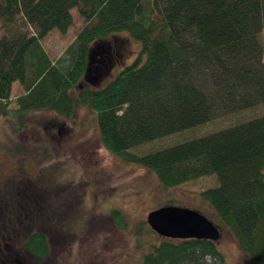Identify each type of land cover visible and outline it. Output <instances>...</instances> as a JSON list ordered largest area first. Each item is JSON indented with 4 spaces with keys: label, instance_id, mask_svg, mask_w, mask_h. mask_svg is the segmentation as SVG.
Wrapping results in <instances>:
<instances>
[{
    "label": "trees",
    "instance_id": "1",
    "mask_svg": "<svg viewBox=\"0 0 264 264\" xmlns=\"http://www.w3.org/2000/svg\"><path fill=\"white\" fill-rule=\"evenodd\" d=\"M72 9L84 26L52 60L41 40L52 31L65 34ZM17 18L26 30L0 38V118L39 112L72 122L84 108L95 117L103 147L146 168L163 189L215 177L216 186L201 198L241 252L264 261V114L158 152H129L264 105V0H0L1 21L10 25ZM119 32L139 44L135 59L100 88L83 87L91 45ZM14 83L22 93L12 107ZM0 185V264L20 263L9 247L18 238L21 256L43 264L50 247L45 233L30 228L38 210L24 192L31 184L19 194L16 183ZM219 262L216 244L197 239L163 238L141 259Z\"/></svg>",
    "mask_w": 264,
    "mask_h": 264
},
{
    "label": "rangeland",
    "instance_id": "2",
    "mask_svg": "<svg viewBox=\"0 0 264 264\" xmlns=\"http://www.w3.org/2000/svg\"><path fill=\"white\" fill-rule=\"evenodd\" d=\"M71 15L73 22L65 34L52 31L41 40L52 60L84 26L75 9ZM19 28L26 30L20 18L10 25L0 19V38ZM139 50V44L126 32L93 43L83 87L100 88L131 64ZM21 93L18 83H14L10 95L12 107ZM263 114L264 105L226 114L129 152L139 156L158 152ZM19 123L22 130L18 129ZM0 180L3 186L18 184L17 194L24 190L25 183L31 184L24 192L29 193L31 204L38 210L34 216L37 221L30 228L45 233L50 247L43 264H141L142 255L163 239L150 231L147 214L167 203L166 206L191 209L219 229V239L214 243L224 262L218 264H257L241 252L200 196L201 191L216 186L215 177L163 189L146 168L125 163L103 147L95 117L84 108L77 109L72 122L39 112L12 121L0 118ZM9 247L18 253V264H37L21 256L26 253L19 238L10 242Z\"/></svg>",
    "mask_w": 264,
    "mask_h": 264
},
{
    "label": "water",
    "instance_id": "3",
    "mask_svg": "<svg viewBox=\"0 0 264 264\" xmlns=\"http://www.w3.org/2000/svg\"><path fill=\"white\" fill-rule=\"evenodd\" d=\"M146 223L157 235L169 239L216 242L219 229L205 216L187 208L164 206L147 214Z\"/></svg>",
    "mask_w": 264,
    "mask_h": 264
},
{
    "label": "crops",
    "instance_id": "4",
    "mask_svg": "<svg viewBox=\"0 0 264 264\" xmlns=\"http://www.w3.org/2000/svg\"><path fill=\"white\" fill-rule=\"evenodd\" d=\"M19 85V84H18ZM19 87H20V85H19ZM21 88V87H20Z\"/></svg>",
    "mask_w": 264,
    "mask_h": 264
}]
</instances>
